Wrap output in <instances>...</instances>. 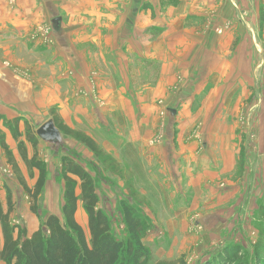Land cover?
I'll return each mask as SVG.
<instances>
[{
  "label": "rangeland",
  "instance_id": "rangeland-1",
  "mask_svg": "<svg viewBox=\"0 0 264 264\" xmlns=\"http://www.w3.org/2000/svg\"><path fill=\"white\" fill-rule=\"evenodd\" d=\"M6 2L7 9L11 10L7 12L11 20L17 11V0ZM103 5L106 6L105 1ZM233 7L238 11L239 19L255 20L253 13L240 14L235 3ZM217 8L211 18L220 20L223 13H228L227 7ZM98 13H102V22L95 37L100 42L104 36L99 33L112 29L103 23L111 16L104 10ZM53 20L46 21L41 16L34 27L21 33L20 41L15 33L6 35L13 42L1 44L3 47L0 49L10 52L11 57L17 59L6 60L3 64L29 79L39 69L34 65L37 58L44 62L52 61L50 57L55 55L58 37L64 36L62 23L60 29H56ZM228 21L224 20L225 23L217 27L219 36H224L233 28ZM260 29L263 31V25ZM17 30L16 34H19ZM76 37L74 35V39ZM261 38L263 40H257L255 35L256 58L252 68L251 61H240L239 57L230 58L229 66L219 61L216 72L208 74V69H203L194 78L193 87L188 83V77L179 75L178 82L164 96L167 99L156 98L152 102L155 108L153 117L150 110L139 107L135 109L139 119L130 122L120 108L104 97L96 101L97 106L90 109L89 116H81L85 109L79 110L77 115L82 118L77 116L78 119L73 121L74 127L97 141L102 148L101 155L96 156L71 137L65 136V142L60 147L40 140L38 157L47 169L46 186L39 199L42 218L32 212L31 199L13 166L8 163L2 147L0 201L6 206L9 187L16 207L12 215L13 224L27 228L33 234L46 216L55 214L62 217L65 183L61 176V164L63 157L70 156L95 178L100 208L110 217L118 240L128 239L122 203L132 204L141 213L147 226L144 243L152 250L154 262L182 260L185 264H264L263 35ZM24 39L28 43H39V48L35 50L32 48L35 44L27 45ZM9 54L4 53V57L11 58ZM60 61L58 76L64 72V61ZM47 69L44 63L38 72L42 76ZM92 74L93 79L98 78ZM156 78L154 75V80ZM60 87H66V84L62 82ZM75 95L79 98L87 93L81 91L75 92ZM192 98L193 105L182 112V103L176 102ZM108 104L110 123H101L96 117V110ZM58 105H52L40 116L30 109L29 120H24L37 132L42 124L60 114ZM61 120L64 121V117ZM172 149L179 152L175 158L168 156ZM28 150L32 157V145L28 144ZM161 150L167 154L166 159L159 162L156 156ZM17 160L27 184L33 188L40 172L34 170L31 174L20 154ZM77 219L89 235L88 217L82 207ZM2 247L0 223V249ZM235 249L239 250L236 257H232L231 252L225 256L227 250Z\"/></svg>",
  "mask_w": 264,
  "mask_h": 264
},
{
  "label": "crops",
  "instance_id": "crops-1",
  "mask_svg": "<svg viewBox=\"0 0 264 264\" xmlns=\"http://www.w3.org/2000/svg\"><path fill=\"white\" fill-rule=\"evenodd\" d=\"M6 1L0 0V45L13 42L6 38L11 33H15L20 41L21 33L34 27L41 16L46 21L62 17L64 28V36L58 37L55 55L50 57L52 61L37 58L34 65L39 69L29 79L3 64L17 58L0 49V131L6 135V142L16 158L18 142L5 126V119L22 118L20 131L24 133V119L30 117V109L40 116L52 105L59 104L61 118L64 117L68 126L77 129L73 121L78 119L79 110L85 109L81 116H89L90 109L103 97L120 108L130 122L139 119L135 113L139 107L150 110L153 117L155 108L152 102L156 98H165L178 82L179 75L188 77V83L193 87L194 78L205 68L208 74L215 73L219 61L229 66L230 58L239 57L240 61H251L252 68L256 58L255 35L257 40L262 39L261 35L264 38V29H260L262 25L264 28L261 15L263 13L264 17V0H227L226 3L225 0H17V11L11 20ZM234 3L240 14L253 13L255 20L239 19ZM218 6L227 7L228 12L223 13L220 20L211 18ZM103 10L111 16L103 23L112 31L99 33L104 39L98 42L95 35L102 22V13L98 12ZM224 20H229L233 28L219 36L217 27L225 23ZM74 35L77 36L75 39ZM24 41L27 45L36 43ZM38 45L32 48L36 50ZM4 53L11 58L4 57ZM60 60L64 61L62 76L57 74ZM44 63L48 69L41 76L38 71ZM92 73L98 78L93 79ZM62 82L66 87H60ZM81 91L87 95L74 96L75 92ZM193 102L194 98L180 99L176 104L182 103L183 112ZM106 106L96 110L101 123H110L107 117L109 104ZM22 140H25L24 136ZM1 149L0 145V154ZM157 154L159 162L166 159L164 150ZM178 154L172 149L168 156L175 158Z\"/></svg>",
  "mask_w": 264,
  "mask_h": 264
},
{
  "label": "trees",
  "instance_id": "trees-1",
  "mask_svg": "<svg viewBox=\"0 0 264 264\" xmlns=\"http://www.w3.org/2000/svg\"><path fill=\"white\" fill-rule=\"evenodd\" d=\"M61 119L60 115L54 116L55 124L64 138L71 137L96 156L101 155L102 148L97 141L85 132L71 128ZM21 123L22 118H16L5 119L4 124L18 142V152L30 173L34 170L40 172L33 188L27 184L17 158L6 142V135L1 131L0 142L8 163L13 166L31 199L32 212L42 218L39 199L46 186L47 169L38 157L41 139L27 121H24L25 133H22ZM23 136L25 140H22ZM28 144L34 148L32 157L29 155ZM61 165V176L65 183L62 217L55 214L46 216L33 234L27 228L13 224L12 215L16 207L13 193L7 187L6 206L0 201L3 234L0 264H185L182 260L154 262L152 250L144 243L147 226L141 213L127 202L122 203V210L128 239L118 240L113 233L110 217L100 208L101 200L93 175L70 156L63 157ZM80 207L88 217L89 235L77 219ZM229 253L236 257L239 250H227L224 254L228 256Z\"/></svg>",
  "mask_w": 264,
  "mask_h": 264
},
{
  "label": "water",
  "instance_id": "water-1",
  "mask_svg": "<svg viewBox=\"0 0 264 264\" xmlns=\"http://www.w3.org/2000/svg\"><path fill=\"white\" fill-rule=\"evenodd\" d=\"M62 18L58 17L53 20L54 27L60 29ZM38 137L48 145L60 147L64 144L65 138L58 129L53 119L42 124L37 130Z\"/></svg>",
  "mask_w": 264,
  "mask_h": 264
}]
</instances>
